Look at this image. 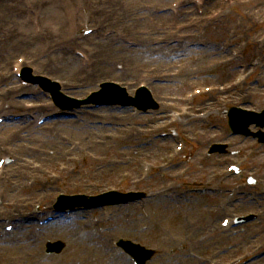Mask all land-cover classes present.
I'll return each mask as SVG.
<instances>
[{"label":"rangeland","instance_id":"374dc122","mask_svg":"<svg viewBox=\"0 0 264 264\" xmlns=\"http://www.w3.org/2000/svg\"><path fill=\"white\" fill-rule=\"evenodd\" d=\"M17 1L0 0V29L7 33L12 28L36 37L38 26L56 15L73 36L78 32L81 37L84 27L97 28V18L106 23L107 19L124 21L107 23L96 37L77 40L74 50L89 48L96 59L85 63L89 71L93 65H110L107 73L91 79L95 84L78 81L77 92L59 78V70L69 76L76 56L70 51L74 42L67 36L29 44L32 57L22 50L10 54L7 70H0V75L15 77V62L27 61L32 75L48 77L76 99L96 90L103 80L115 81L129 93L145 84L159 108L143 114L117 106L82 107L39 130L26 131V139L19 141L8 136L12 124L7 118L19 117L22 107L0 95V151L13 140L8 160L0 155L7 160L0 166L1 176L7 174L18 187L13 191L15 197L21 196L14 200L15 210L27 207L36 214L33 221L28 219L30 228L19 229L23 225L18 223L11 232H5L4 226L13 223L14 215H0V264H131L130 257L114 247L118 239L153 249L155 255L145 264H264V145L231 136L225 114L230 106L264 109V55L260 54H264V0H209L201 10L196 8L200 16L196 25L193 15H184L173 21L169 33L160 31L158 17L179 0H122L120 9L113 6L101 17L95 15L94 6L83 7L80 0H52L57 5L53 12L48 10L51 0ZM7 3L16 10H8ZM222 20L226 36L218 37L212 24L217 27ZM186 21L190 25L182 27ZM51 27L58 28L59 23ZM133 28L140 30V37L129 35ZM229 31L235 35L229 37ZM1 32L0 52L5 49L1 42L9 41ZM223 36L235 43L218 52L216 43ZM233 50L239 53L236 59L231 57ZM31 58L37 70L29 64ZM255 60L260 69L251 66ZM37 100L26 104L36 115L34 124L47 114L42 105H54L47 95ZM213 142L227 143L228 152L207 156L206 148ZM26 160L42 168L28 184L22 175H12L22 170ZM229 165H236L238 172L228 171ZM249 177L253 183L247 181ZM108 190H143L149 196L127 205L76 210L70 219L60 218L37 234L32 231L40 218L53 214L59 195H97ZM4 193L0 192L1 201L9 196ZM248 214L255 218L235 223L236 217ZM224 218L230 220L227 227L221 225ZM47 240H61L65 246L57 255H46Z\"/></svg>","mask_w":264,"mask_h":264},{"label":"bare ground","instance_id":"6f19581e","mask_svg":"<svg viewBox=\"0 0 264 264\" xmlns=\"http://www.w3.org/2000/svg\"><path fill=\"white\" fill-rule=\"evenodd\" d=\"M12 1H14V0H12ZM76 1L77 0H75V2ZM80 1H81V5L83 7L89 6L90 4L92 6H94L95 9L94 8L93 9L95 10L96 13H98L99 17H101L102 14H104L107 10L111 9L113 6H116L118 9H120L122 7V6H120L122 0H80ZM130 1L134 2V0H130ZM153 1H155V0H149V2H153ZM21 2H22V0H21ZM202 2H203L202 6H204V4L208 3L209 0H202ZM15 3L18 4V1L15 0ZM36 5L38 7H41L37 3H36ZM56 6H57L56 2L51 0L50 5L48 7V10H50V12H53L54 8H56ZM97 6H99V9ZM181 6H183V9L180 11L179 15L178 16L172 15V18L174 21L177 20L179 17L183 18L184 15L196 14V12L192 8V6L189 3H187L186 1H184L181 4ZM5 7L8 10H16V8L11 3H7ZM117 12L118 11H116V14H117ZM47 14H48V11H47V13L45 12L44 15H47ZM74 16H75V14H74ZM248 16H249V12L246 11V13H244V17H248ZM112 17H114V16H112ZM196 17H198V16L196 15ZM56 18H59V16L56 15L55 18H49V20H51V21L48 20L46 22V24L41 25L42 28L38 26V29L33 33L36 37H29L28 35H26L25 30L19 31L22 33L21 34V33H18L17 29L9 28V31H11L10 33H7V31L5 29H0L2 31L1 33L3 35V38L9 40L8 42H1V44H3V47H5V49L1 48L2 53L0 52V70H1V73H3L2 71L7 70V66L9 65V63L7 62V59H8V56L10 54L22 50L23 52L28 53L32 57L33 51L32 50L28 51L29 48H27V46H29V44H31V46L32 45L36 46L37 44H40L41 42H44V41L46 42L47 40L53 39V38L60 36V35L71 37V39H69V41H71V40L74 41L75 37L71 34V31L69 29H66V25L64 28V20L63 19L56 20ZM168 18H170V13L167 11H165V13H161L160 16L158 17V19H159L158 26L161 27L160 28L161 30L160 29L159 30L164 32V33H169L171 31V27H172V29L175 27L174 24H169L171 22V18L170 19H168ZM197 20L198 19H195V21H193V23H194L193 25H196L198 23ZM107 21H108L107 23H109V24H113V22H114V24H116L118 22L121 23V20L120 21L119 20L112 21V20L107 19ZM215 21H218V19H216ZM222 22H223V20L221 21V23H217V24H219V26H217V27L213 26V24H212V29L216 33L219 34L218 37H220L221 35L226 36L224 34L225 33V28H224L225 24L221 25ZM51 23L52 24L59 23V27L58 28L57 27L56 28L51 27ZM96 23H98L97 27H99L101 29L103 27H105L104 25H107L106 20H104L102 22V21H100L99 18H97ZM210 27L211 26H209V28ZM127 28L131 29L129 27H127ZM133 29L135 31L132 32V34H135L136 37H140V35H141L140 31L137 28H133ZM10 35H11V38L9 39ZM234 35H235L234 31H231L229 33V37H232ZM224 36H223L222 40L219 41V44H221V45L224 44L226 46H229L230 44L235 43V40H233V39H229L228 41H226V37H224ZM72 37H74V38H72ZM24 38H26V40L24 42L23 41L20 42V40L24 39ZM53 41H56V40H53ZM261 42L264 45V38L262 39ZM74 44H75V42H74ZM92 44L94 45L95 43L92 42ZM96 46H98V45H96ZM226 46H225V48H227ZM96 48H98V47H96ZM4 51H5V53H4ZM260 54H261V58H262L264 54H262V52ZM22 56L24 58H26L24 55H22ZM90 56L91 55L89 52H87L85 55V57H87V58H90ZM237 57H239L238 52H237ZM33 59L34 58L30 59L29 64L31 66H35V68L37 70L38 65L36 63H32ZM230 60H231V58L226 59V61H228V62ZM100 62L104 63V61H100ZM27 63H28L27 61H24V63L20 64L19 70H23V72H24V69H25V66L27 65ZM104 65L105 66H102V64H99L97 67L93 65L92 70L89 71V67H87L82 72L83 69H81L78 66L77 60L74 58L73 60H71L72 70L70 71L71 73L69 74V76L64 77V75H62L60 73V70H59V74H60L59 78H63V80L66 82L65 86L73 87L74 89H76L78 86H80V85H78L79 84L78 81H83V84H85V82H87V81L90 84H95L96 81H92L91 79L98 78L101 74L108 72L109 67H107V66H110V65L108 64V62L107 63L105 62ZM251 66H253V67L257 66L258 67L257 69H260V67L256 64H254L253 61H252ZM234 67H235V64H234V66L229 67V69L234 68ZM79 69L81 70L82 73L75 72V71H79ZM229 69L227 70V72L230 71ZM24 73L26 74V72H24ZM24 73H22V74L24 75ZM3 76H5V75H3V74L0 75V84L2 85L0 95H3L2 98H6V100H7V98H10L11 100H15V99H19L20 97H23V94H26V93H27V96H29V97L39 98V94L41 93V91L26 92V88H22L21 86H18L16 83H11L7 78H5ZM260 82H262V79H260ZM260 82H258L259 85H260ZM261 84H263V82ZM13 102L21 103L19 100L13 101ZM23 124H26V123H24V122L16 123L15 130H9L8 136H15V138H18L19 141L25 140L26 138L24 137L23 132L25 131L26 126H24ZM12 142H13V140L11 141V143ZM10 144H3L4 145V149L2 151L3 154H5V155L11 154L12 149L8 147ZM65 158H67V157H65ZM20 167L22 168V170L21 171L16 170V171H14V173L12 175L14 177H19V178H20V175H22L23 178H27L26 184H28L29 178L31 180H35L34 175L37 174L38 171H39V173H41V171H42V168L37 167L35 164H33V160H26L25 162H23L21 164ZM62 168H64L63 170H65V171L68 169V167L65 168L64 166H62ZM24 172H26V173H24ZM44 175H45V173H44ZM0 182L5 189L8 188V190L7 189L6 190H7V193H9V196L7 197V201H1L2 199L0 200V215L2 216L5 213H7L9 215H14V220L16 221V223H20L23 220H26L27 218L30 219L33 212L28 211L27 207L24 208V211L22 210L21 212L15 210L14 200L18 201V199L20 200V197H21L20 195L19 196L17 195L15 197V194L13 193L14 190H17V188H18L17 185L14 184L13 181H11V179L8 178L7 174L4 177L0 176ZM110 197H111V200H110L109 204H113V203L117 202L112 195H110ZM94 200H95L94 198H90L89 200H86V203H92ZM29 210H30V208H29ZM26 211H28L30 213H27ZM23 230L25 231V229H23Z\"/></svg>","mask_w":264,"mask_h":264}]
</instances>
